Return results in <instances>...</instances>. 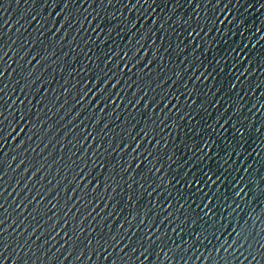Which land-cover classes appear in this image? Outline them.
<instances>
[{
  "label": "snow or ice",
  "instance_id": "6c2138e0",
  "mask_svg": "<svg viewBox=\"0 0 264 264\" xmlns=\"http://www.w3.org/2000/svg\"><path fill=\"white\" fill-rule=\"evenodd\" d=\"M0 264H264V0H0Z\"/></svg>",
  "mask_w": 264,
  "mask_h": 264
},
{
  "label": "water",
  "instance_id": "95a60500",
  "mask_svg": "<svg viewBox=\"0 0 264 264\" xmlns=\"http://www.w3.org/2000/svg\"><path fill=\"white\" fill-rule=\"evenodd\" d=\"M8 13H15V6H13L12 8H9ZM13 18L15 19L16 16L14 15ZM21 23H23V21H21ZM29 31H31V29H29ZM24 35H27V33H24ZM13 167H15V163L13 164Z\"/></svg>",
  "mask_w": 264,
  "mask_h": 264
}]
</instances>
